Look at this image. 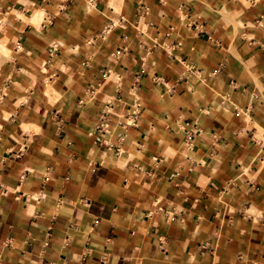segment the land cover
Listing matches in <instances>:
<instances>
[{
	"label": "clouds",
	"instance_id": "obj_1",
	"mask_svg": "<svg viewBox=\"0 0 264 264\" xmlns=\"http://www.w3.org/2000/svg\"><path fill=\"white\" fill-rule=\"evenodd\" d=\"M134 3L141 7L133 9ZM89 25L92 30H85ZM129 27L131 36L114 37L117 29ZM206 31L215 38L201 42L199 50L192 48L185 62L181 54ZM25 36L26 44L21 42ZM227 41L231 46L223 48ZM240 41L245 43L238 51ZM262 41L264 0H160L158 6L150 0H0V203L14 198L18 218L0 235V264H42L46 257L60 264L61 252L69 256L64 264H81L93 254L104 264H117L121 257L126 264H264V246L246 247L244 235L251 221L261 230L258 241L264 240V204L252 199L256 184L264 182V60L260 53L242 58L256 46L264 49ZM130 49L139 53L148 81L137 79ZM233 57L242 72L231 70ZM173 74L178 79L169 80ZM229 77L237 82L228 84ZM140 83L148 87L147 94ZM146 107L158 115L153 118ZM189 118L194 123H186ZM77 123L88 131L74 130ZM73 144L88 149L87 161L69 155ZM5 152L14 155L5 160ZM69 169L77 170L71 177L77 188L113 198L100 206L101 213L109 207H119V213L101 221L87 211L85 201L60 199L65 189L56 185L66 182L56 177ZM166 169L174 174L162 192ZM213 179L223 190L211 195V209L221 226L230 216V231L238 234L230 256L221 250L222 232L207 222L211 210L189 223L193 212L182 206L193 200L197 209ZM123 180L130 187L119 183ZM21 191L23 196H15ZM137 199L135 214H126L124 204ZM0 217L7 219L4 207ZM66 221L69 229L55 239L47 235ZM153 225L175 239L153 237ZM129 227L134 230L131 245L101 239ZM117 235L126 238L124 232ZM30 242L34 247L28 252ZM189 245L192 252H187Z\"/></svg>",
	"mask_w": 264,
	"mask_h": 264
},
{
	"label": "crops",
	"instance_id": "obj_2",
	"mask_svg": "<svg viewBox=\"0 0 264 264\" xmlns=\"http://www.w3.org/2000/svg\"><path fill=\"white\" fill-rule=\"evenodd\" d=\"M150 3L153 5H159L160 4V0H150ZM133 9L139 8L141 7L138 3H134L132 5ZM98 8L100 9V11H103V5L102 4H98ZM195 9L193 8H189V13L194 12ZM170 22H174L175 21V17L170 15L168 17ZM207 27V25H205ZM165 28H167L168 30H171V24H166L164 26ZM154 28L156 30L157 33L160 32L161 30V26L159 24L154 25ZM87 31H91L92 30V26L89 25L87 29H85ZM192 30L196 31V25L192 26ZM227 31H231V28H228ZM133 33V30L129 27L127 30H122V29H117L114 33V37H119L121 40L124 39L125 35H129L131 36ZM210 38H215V37H210L209 32H201L197 35V37H195L191 42V47L186 49L184 53L181 54V58L183 60H185V62L188 61L189 59V54L191 52L192 48H196L197 50H199V47L201 46V42L203 43V45H207L208 41L210 40ZM27 36L24 37V39L21 41L22 43H27ZM138 43V41L136 42ZM245 42L240 41V47H238V51L241 50V48L243 47V44ZM262 43H264V41H262ZM231 46V41H227V43L223 44V48H227ZM109 50V54H110ZM155 51V50H154ZM217 51H221V49H217ZM257 53L261 54V59L264 60V49H262L260 46H256L255 48L251 49L250 52L248 53H242V58L247 60L250 59L252 55H255ZM57 55H60L59 52L56 53ZM129 56L130 57H135L136 58V64L133 68V71L135 72L137 79L140 81H148V74L147 72H143L142 68H143V61L140 59L139 53L137 51H133V50H129ZM232 60L234 61V63L231 65V70L234 73H239L242 72V66L239 64V61H235V58L233 57ZM176 64L179 65V61H176ZM121 68H123V65H120ZM206 67H209L208 65H206ZM125 71H127V69H124ZM212 67H209V71H212ZM264 70V69H262ZM91 71V69L89 70ZM159 75V74H157ZM169 80H175L178 79V77H176L174 74L168 78ZM233 82H237L235 80H233L231 77L228 78L227 83L231 84ZM181 83H186V81H181ZM140 89L142 92H145L146 94L149 92L148 87L145 85V83H140L139 85ZM245 87H250V86H245ZM162 94L166 91V89L164 88L163 85L160 86ZM130 110V109H129ZM145 111L149 112L153 118H155L158 113L153 112L151 108L146 107L144 109ZM184 109H181V111H183ZM43 111V110H42ZM189 112L191 111L190 109L188 110ZM236 119H238V117H236ZM188 124H192L194 123V120L189 118L188 120L185 121ZM71 126V125H70ZM217 126L218 127H222V124L218 121L217 122ZM75 129H83L85 132L88 131L87 128H85V126L82 123H77L74 126V130ZM137 131H140L139 129H137ZM64 135H66V133H61V137H63ZM144 132L140 133L139 136V141H142L144 139ZM178 142V138H176V141ZM10 143L14 144V141H10ZM80 143L83 145H87V140L84 137H80ZM96 144L99 146V140H96ZM235 147L237 149H240V145L236 144ZM87 148H80L78 146H76L75 144H73L71 146V152L69 153V155L73 156V159L80 161L81 158H83L84 161L88 160L87 157ZM195 151H203L204 153H207V148H201V147H197L194 149ZM56 154L59 155V149H56ZM241 152L244 151V149H240ZM14 153H8L5 152L4 153V159L8 160L11 156H13ZM151 155V154H149ZM210 162V161H209ZM16 163H19V161L17 160ZM80 171H83V167H81V169H79ZM150 170V169H149ZM253 170L256 171L258 169H256V167H253ZM77 173L76 169H69L67 175H65L63 173V171H61V173L56 177L57 181L60 182H66L64 184H57L56 186L58 187H63L65 189V191H63L60 195V199H68L70 196H74L75 199L73 200V203L75 204L77 200H83L85 201L88 205H90V208L87 209V211L93 213L94 215L97 216L98 220H104V219H111L112 218V212L115 211L117 214L119 213L120 209L119 207L117 208H105L103 213H101L100 211V206L104 205V204H111L112 203V199L109 196H107L104 193H92L90 192L86 187L81 189V188H77L75 185H73L71 177L73 175H75ZM162 175H165L168 179L164 182V185H162L160 187V191H165V187L167 184L171 183V177L174 174L172 169H166L165 172L161 173ZM4 175L6 177L9 176V170H8V166H5L4 169ZM261 176H264V172L261 173ZM11 183L15 184V186L19 187V182L18 181H10ZM51 183V182H50ZM119 183L125 187L128 188L130 187V185L128 184V182L126 180L123 181H119ZM213 185H215V187L213 188ZM47 187V186H44ZM194 188H196L197 191H199L198 186L193 185ZM209 189L211 190L208 194H205L204 196L201 197L200 199V203L197 206V209H192V203L194 202L193 200H186L182 206L189 209L190 211L193 212L192 215V220L189 221V223H193L196 220H198L200 212H205L208 213L211 210V214L207 216V222L210 225L215 226L214 230H218L222 232V238H223V243L221 246V250L224 253H227L229 256L231 255V253L228 251L231 247H233V241L237 239L238 234L230 231V226L228 225L227 221L231 219L230 216H224V225L221 226L220 223L217 221V217H216V212L214 209H211V195L216 194L218 191H222L223 190V186L221 184V182L217 179H213L212 184L209 185ZM15 196H23V191L16 193ZM169 196L170 198H175L174 194H172L171 192H169ZM252 199L255 200L258 204H264V182L258 183L255 186V189L253 191L252 194ZM141 203L140 199L135 200L134 202H126L124 204V211L126 214L128 215H134L136 210H137V206ZM0 207H4L6 214H7V219L5 220L4 217H0V221H3L2 224H0V235H2L4 233V228L7 225H12L14 221H16L18 218L15 217L14 212L17 210L14 206V198L13 199H9L6 198L5 201L3 203H0ZM166 210V209H165ZM74 216H78V213H73ZM238 218H242V217H238ZM143 220L144 223L147 224L149 223V213L147 209L143 210ZM33 223H35V221H33ZM71 227V222H64L62 225L60 224H55L54 226H52L48 232L47 235L49 237H52L53 239H55L58 234L62 233L63 230H67ZM83 230V229H82ZM117 231L120 232H124L126 234V238H121L119 235H117ZM152 236L155 237L157 235L162 236V237H166L169 241H173L175 239V237L170 234L168 231H166L163 228H160L159 231H157V228L155 225H153V227L150 229ZM261 230L260 229H255L251 227V221L248 222V231L244 233L245 236H248V244L246 245V247H251L252 245H260V246H264V240H259L257 239L258 233H260ZM250 233V235H249ZM183 234H181V238H182ZM112 239V240H117L120 242V246L121 247H126L127 245H131L134 239V230L132 228H121L119 230L117 229H113L108 233L107 237L101 236V239ZM150 245L153 247L154 250V246H155V239L150 240ZM33 247L34 245L30 242L27 245L26 250L28 252L33 251ZM51 247V245H50ZM77 248H79L80 246L77 245ZM83 247L85 248H89L91 249L92 245L91 244H85ZM105 252H108V249L105 248L104 249ZM207 251V250H205ZM187 252H192V248L189 245V247L187 248ZM79 254V253H77ZM129 255H131L132 253L129 252ZM219 254V253H218ZM50 260L51 257H46L43 261L42 264H50ZM69 260V256L67 254V252H61L58 256V261L60 262V264H64V262H67ZM81 264H104L103 260L100 259V257L96 254H93L91 256H87L84 258V260L81 262ZM117 264H126V262L124 261L123 257H121L120 260L117 261ZM128 264H130V262H128ZM228 264H234L233 261L229 260Z\"/></svg>",
	"mask_w": 264,
	"mask_h": 264
}]
</instances>
